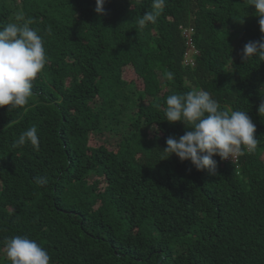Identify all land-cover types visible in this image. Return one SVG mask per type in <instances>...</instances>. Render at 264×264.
Instances as JSON below:
<instances>
[{
    "label": "trees",
    "instance_id": "obj_1",
    "mask_svg": "<svg viewBox=\"0 0 264 264\" xmlns=\"http://www.w3.org/2000/svg\"><path fill=\"white\" fill-rule=\"evenodd\" d=\"M95 7L0 0V27L22 12L48 57L28 104L0 108V264H10L3 241L14 235L46 248L50 264H264V61L241 60L244 45L264 36L255 9L248 0H167L139 29L151 0H106L103 15ZM185 29L193 67L182 64ZM193 88L256 125V151L236 163L214 157L215 175L162 159L167 138L185 131L166 121V98ZM32 126L39 150L14 148ZM91 136L102 142L89 146Z\"/></svg>",
    "mask_w": 264,
    "mask_h": 264
},
{
    "label": "clouds",
    "instance_id": "obj_2",
    "mask_svg": "<svg viewBox=\"0 0 264 264\" xmlns=\"http://www.w3.org/2000/svg\"><path fill=\"white\" fill-rule=\"evenodd\" d=\"M95 12L104 14L106 0H95ZM255 9L260 31L264 34V0H248ZM167 0H151V10L139 17V29L155 24L166 7ZM34 21L18 12L15 21L0 27V108L9 111L23 108L34 95L33 81L44 69L48 57L44 39L38 30L30 27ZM51 33V28L47 29ZM253 58L264 61V36L258 41H249L243 47L241 60L247 63ZM172 80L173 73L169 72ZM264 117V96L257 109ZM165 119L169 124L184 125L185 131L179 138L170 136L162 159L175 155L181 162L189 161L197 171L215 175L218 162L231 161L245 151H256L259 141L255 138L256 125L245 110L223 108L209 91L193 88L184 93H172L166 98ZM26 144L39 150L40 137L36 126L22 131L13 142V147ZM41 186L48 182L46 176L37 178ZM4 253L10 264H50L51 256L46 248L27 236L14 235L3 241Z\"/></svg>",
    "mask_w": 264,
    "mask_h": 264
},
{
    "label": "built area",
    "instance_id": "obj_3",
    "mask_svg": "<svg viewBox=\"0 0 264 264\" xmlns=\"http://www.w3.org/2000/svg\"><path fill=\"white\" fill-rule=\"evenodd\" d=\"M182 35L185 38V46H186V50H185V53L182 59V64L184 66L193 67V56L197 54V51L195 50L193 46L192 37H191L192 31L185 29L182 31ZM237 160L238 158L233 161H231V159L226 160V161H230L231 163H236Z\"/></svg>",
    "mask_w": 264,
    "mask_h": 264
},
{
    "label": "rangeland",
    "instance_id": "obj_4",
    "mask_svg": "<svg viewBox=\"0 0 264 264\" xmlns=\"http://www.w3.org/2000/svg\"><path fill=\"white\" fill-rule=\"evenodd\" d=\"M123 76L124 77H127V78H130L131 77V79H134V77H132V75L129 73V72H125L124 71V74H123ZM102 142V140H97L96 139V137H90L89 138V142H88V144H89V146H97L99 143H101ZM92 179V178H91Z\"/></svg>",
    "mask_w": 264,
    "mask_h": 264
}]
</instances>
